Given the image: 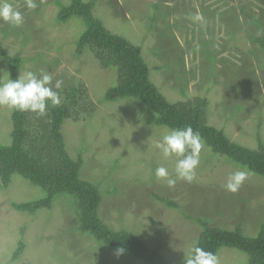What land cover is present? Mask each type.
<instances>
[{"label":"rangeland","instance_id":"rangeland-1","mask_svg":"<svg viewBox=\"0 0 264 264\" xmlns=\"http://www.w3.org/2000/svg\"><path fill=\"white\" fill-rule=\"evenodd\" d=\"M83 1L95 3L94 17L107 30L142 49L151 81L169 103L207 98L208 125L224 131L233 143L261 149L264 51L248 39L247 30L264 38V19L263 28L252 26L254 16L264 18V0H233L231 7L246 10L243 14L216 10L215 0ZM9 2L24 13V24L13 27L0 20L2 51L23 60L21 73L44 70L53 75V85L62 80V89L56 90L61 103L75 86L83 96L86 90L95 104L90 117L68 119L61 131L68 154L83 163L81 177L100 190L102 222L143 239L173 263H184L196 247L203 230L197 220L240 229L248 237L258 235L264 223V177L213 152L203 141L193 182L178 180L169 188L166 181L157 180L160 166L175 178L177 158H165L156 147L171 129L153 124L155 113L135 98L105 100L107 91L118 85V68H102L89 49L77 54L86 22L79 17L58 20L59 3L68 6L71 0H37L35 10H28L25 0ZM197 10L205 18L203 25L188 18ZM235 32L239 41L233 42ZM9 79L8 65L0 56V80ZM12 125V110L0 107V145H10ZM237 170L248 176L239 191L231 193L224 185ZM45 197V190L18 175L7 188L0 183V264H145L138 259L129 263L124 253L80 234L69 196H57L52 209L35 214L13 207ZM20 244L25 250L15 258ZM217 256L219 264L249 261L245 253L229 248L220 249Z\"/></svg>","mask_w":264,"mask_h":264},{"label":"trees","instance_id":"trees-1","mask_svg":"<svg viewBox=\"0 0 264 264\" xmlns=\"http://www.w3.org/2000/svg\"><path fill=\"white\" fill-rule=\"evenodd\" d=\"M215 1V8L211 7L216 10H234L242 14L246 11L232 8L233 0ZM59 5L60 22L66 23L73 17H79L87 24L86 31L77 42V54L81 55L84 50L89 49L102 68H118V85L107 91L106 101L135 98L155 113L153 124L169 129L191 126L194 131L200 133L202 140L213 152L264 177V145L261 144L260 150H252L231 142L224 131L208 125L207 98L199 97L193 101L169 103L151 81L150 69L143 58L142 49L124 37L107 30L103 22L94 17L93 1L71 0L68 6L60 3ZM252 19V26L256 29L263 28L261 21L264 18L254 16ZM245 27V30L248 29V26ZM242 31L244 30L240 32ZM247 31L248 39L253 44H260L264 51V38H258L253 32ZM237 35L239 32L232 35L233 42L239 41ZM0 56L8 65L10 79H15L21 73L23 60L11 58L2 51L1 47ZM81 90L73 86L66 92L64 102L57 107L49 106L48 114L44 117L12 110L11 143L7 146L0 145L1 187L7 188L13 177L18 175L45 190L46 197L43 199L13 203L17 211L30 214L42 209H52L54 200L59 195L69 196L78 219V232L88 234L94 241L108 249L117 251L122 248V253L129 263L138 259L145 264H185V262L169 261L160 252L151 249L143 239L127 231L116 232L100 219L98 214L102 202L100 190L81 177L83 163L68 154L61 131L66 120L79 121L90 117L95 111L94 102L86 96V90L85 96ZM158 199L165 202L166 206L176 207L171 200ZM197 221L200 222L203 230L196 247L216 255L222 248L235 249L248 255V264H264V223L256 237H248L240 229L231 231L211 226L204 220ZM24 250L25 245L20 244L15 258H18Z\"/></svg>","mask_w":264,"mask_h":264},{"label":"clouds","instance_id":"clouds-1","mask_svg":"<svg viewBox=\"0 0 264 264\" xmlns=\"http://www.w3.org/2000/svg\"><path fill=\"white\" fill-rule=\"evenodd\" d=\"M25 6L28 10H35L38 7L37 0H25ZM188 18L201 25L205 22L199 10L194 14H189ZM0 20L13 27H21L24 24V13L14 7L9 0H0ZM53 79L51 73L40 70L39 74L26 71L7 82L0 80V107H7L18 112L35 113L40 117L46 116L49 106L57 107L61 103L60 94L56 90L62 89L63 81L56 80L53 85ZM156 147L160 149L165 158H177L175 178L170 176L165 167L160 166L155 170L157 180L166 181L169 188L175 187L178 180L193 182L204 147L198 131H194L191 126L171 129ZM247 176L248 173L243 170L231 173L224 185L225 190L231 193L238 192ZM122 252V248L117 249L118 254ZM185 264H219V257L211 251L195 247L186 256Z\"/></svg>","mask_w":264,"mask_h":264}]
</instances>
